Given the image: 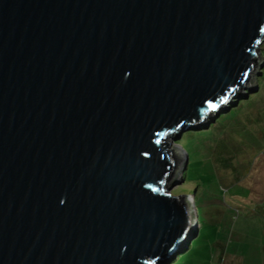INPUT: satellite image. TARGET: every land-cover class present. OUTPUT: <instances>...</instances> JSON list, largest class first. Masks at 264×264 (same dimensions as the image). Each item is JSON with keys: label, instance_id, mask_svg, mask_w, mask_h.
I'll return each instance as SVG.
<instances>
[{"label": "water", "instance_id": "1", "mask_svg": "<svg viewBox=\"0 0 264 264\" xmlns=\"http://www.w3.org/2000/svg\"><path fill=\"white\" fill-rule=\"evenodd\" d=\"M263 44L264 0H0V264H172L175 142L257 90Z\"/></svg>", "mask_w": 264, "mask_h": 264}, {"label": "rangeland", "instance_id": "2", "mask_svg": "<svg viewBox=\"0 0 264 264\" xmlns=\"http://www.w3.org/2000/svg\"><path fill=\"white\" fill-rule=\"evenodd\" d=\"M239 115L181 136L187 168L171 193L195 190L198 231L172 264H264V90Z\"/></svg>", "mask_w": 264, "mask_h": 264}, {"label": "trees", "instance_id": "3", "mask_svg": "<svg viewBox=\"0 0 264 264\" xmlns=\"http://www.w3.org/2000/svg\"><path fill=\"white\" fill-rule=\"evenodd\" d=\"M261 56H262V59H264V53L263 52H262ZM260 74H261V76L256 80L257 91L254 94L249 95L247 97V99L242 98L241 100L238 101L236 106H234V104H233V106L231 105L229 108V111L227 113H224V114L221 113L218 118H215L214 122L208 126L207 130H203L205 128H201V130L199 132L214 131L216 128H221V127H223V125L226 122H231V121H234L233 119L238 118L239 113L242 112L243 110H245V108H248V107L250 108V106L252 107V105H254L257 102L258 96L260 95L261 91L264 90V68L260 71ZM234 122H236V120ZM204 126H205V124H204ZM225 126H227V125H225ZM191 131H195V130H191ZM188 132H190V131H188ZM184 136H186V135H184ZM184 136L181 139V141L177 144L182 149H183V147L181 145V142L184 139ZM263 147H264V141H263ZM187 248L189 250L190 246ZM177 260L178 259H176L175 261H177Z\"/></svg>", "mask_w": 264, "mask_h": 264}, {"label": "bare ground", "instance_id": "4", "mask_svg": "<svg viewBox=\"0 0 264 264\" xmlns=\"http://www.w3.org/2000/svg\"><path fill=\"white\" fill-rule=\"evenodd\" d=\"M180 147V146H179ZM181 148V147H180Z\"/></svg>", "mask_w": 264, "mask_h": 264}]
</instances>
